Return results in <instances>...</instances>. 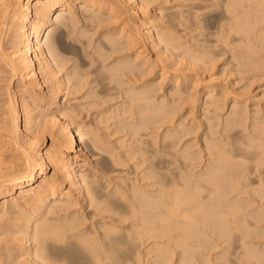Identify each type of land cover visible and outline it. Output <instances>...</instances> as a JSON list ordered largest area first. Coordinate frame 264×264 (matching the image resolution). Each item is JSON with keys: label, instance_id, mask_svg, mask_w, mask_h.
I'll use <instances>...</instances> for the list:
<instances>
[{"label": "bare ground", "instance_id": "6f19581e", "mask_svg": "<svg viewBox=\"0 0 264 264\" xmlns=\"http://www.w3.org/2000/svg\"><path fill=\"white\" fill-rule=\"evenodd\" d=\"M208 29L217 37L212 44ZM66 34L79 43L74 53L86 60L91 80L61 45ZM221 43L232 71L257 76L264 0H0V81L8 79L0 121V264H264V118L244 126L235 89H199L205 70L219 68ZM45 89L55 90V102L63 91L85 89V96L130 100V115L124 112L117 129L129 130L135 146H114L97 131L89 150L148 170L109 189L94 150L67 115L74 110L58 103L56 114H34ZM227 105L217 130L197 124ZM183 110L205 132L198 152L183 146L191 129L174 120Z\"/></svg>", "mask_w": 264, "mask_h": 264}, {"label": "rangeland", "instance_id": "374dc122", "mask_svg": "<svg viewBox=\"0 0 264 264\" xmlns=\"http://www.w3.org/2000/svg\"><path fill=\"white\" fill-rule=\"evenodd\" d=\"M218 9H219V11L222 10L221 7L217 8V10ZM56 15H57V12L55 13L54 18ZM218 18H219V15H218ZM207 24H209V23H207ZM76 26L77 27H76V30L74 33H76L78 31L77 28L79 29L81 27V24L80 25L77 24ZM211 31H213V30L208 29L207 33H206L208 35V36H206V39L208 41L211 40L209 42L210 44H212L213 40H215L217 38V37L215 38V36L210 33ZM45 33H47V32H45ZM45 36H46V34H44L42 36V43H44V40L46 38ZM67 36H68V34L63 36V38H62L63 41H62L61 45L63 46V48L66 51L68 49H72V50H68L69 54H67V55L69 57H72V58L75 57V59H72L71 61L73 64H75V66L77 65L79 67V70L81 71V73H84L85 76L84 75L82 76L83 78L86 77L84 79V81L86 82V79L88 81L89 77L91 80V75H87L88 68L87 67L85 68V66H86L85 61L86 60L82 59V57H80V56H76V54H75L77 51L76 46H78L79 43L76 42V44H75L74 43L75 41H73L70 36H68V37ZM65 38H67V39H65ZM67 40H68V42H67ZM70 40L73 42H71ZM260 42L261 41L258 40V43H260ZM70 43H72L73 45L72 44L70 45ZM219 46H221L222 48L221 47L218 48L219 54H218L217 58L215 59L216 63L219 64V68L215 70V73L213 75H210L211 74L210 70H208V71L205 70V72L201 76L203 81L200 83L199 89L201 91H203L202 88L204 87V85H207L209 83H214L219 88L224 87V89H227V88L235 89L237 95H239V99L241 100L240 104H239L241 107H240V110L238 109V111L242 112L241 115L243 117H245V120L243 122L244 126H247L248 123L253 122L255 117L264 118V66L261 67L260 71L257 72L258 73L257 76H255L256 72L247 71L246 70L247 68L244 70L232 71V66L230 64V59H231L230 51L229 52L226 51V49L223 48L222 43ZM262 47H264V45ZM89 49L91 50V47ZM260 49H261V47H260ZM70 62H69V64H70ZM77 62L80 64H78ZM72 63L70 65H73ZM211 64L212 63L210 62L209 66ZM155 69L158 72L160 70L159 65L156 66ZM71 77H72L71 75L65 76L66 80H68V81L71 80L70 83H73V81L75 82L76 77H73V78H71ZM6 78L4 80L0 81V121L3 118V110H4V107H5L6 102H7V93H6L5 88H6V85L8 84V79H6ZM16 83H17V80H15L13 82L12 86L16 85ZM93 84H92L93 86H96V87H94L95 89L99 88V86H97L96 83H93ZM250 85H252V86L249 87ZM89 86H91V84ZM45 91H46V89L44 90L43 94L46 95L45 96L46 98L44 101L38 102V104H40V105L34 111L35 112L34 114H36V115H37V113L40 114L45 109H46V112L51 111L50 113L56 114L57 108H58L57 107L58 103L60 105L63 103L62 106L66 107L68 109L67 111H69L70 109L74 110V113H75L74 115L72 113H69L66 111L67 115H68V117H72V119L74 120L75 129L78 128L81 130L80 133L82 134V136L84 135V137H82L83 141H85L89 146L88 150L90 147H92L91 146V137H93L92 135L97 131L98 132L100 131L99 133L102 134L101 137L103 135H105V137L103 136L102 138H104L105 141H107V143L110 142L114 146L116 144H118L119 141H124V140H125L126 144H128L126 149H128V148L131 149V146H135L136 142H134V139H131V136L129 135V133H130L129 130H127V129H126L127 131L123 130V129L121 130V128H119V130L117 129V125L119 124V122L123 118H125L126 115H127L126 117H129L128 115H130V112L129 113L126 112L130 100H128V101L124 100L125 98L122 99V97H120L121 99H118L119 96H114V95L108 96V98H107V96H105V98H104V96H102V97L85 96V92H86V89H85L84 91L82 90V91H77V92L74 90V92H69V94H68V91H65V92L63 91L61 93V96L58 98L59 99L58 102H55L56 101L55 100V93H54L55 90L49 91V92H51L50 94H46ZM66 92H67V94H66ZM101 98H103V99L101 101H99V99H101ZM113 98H115V100H113ZM91 99H92V101H91ZM95 103H97L98 105ZM89 104H91V105H89ZM41 105H43V107H41ZM49 105H50V108H49ZM85 107H86V109H85ZM117 107H118V109H116ZM122 108H123V110H122ZM77 110H79V113L76 112ZM107 110H109L108 111L109 113L107 112ZM116 110H117V112H119V114L116 112ZM100 112L101 113L103 112V113L101 114ZM112 112H115L116 115ZM124 112L126 115L124 114ZM229 112H230V108L227 105L225 110L223 111V113H221L219 116H217L219 118H217L216 116L211 117V118H207L205 116L202 124H200L199 119H195V120H196L198 125H203V129L205 130V132H208L210 130L211 125L215 126V129L217 130L219 128L218 124L220 123V119H221V121H224L225 118L228 116ZM103 114H104V116H103ZM199 115H200V118H202V114H199ZM75 116L78 118H76ZM115 118H116V121H115ZM192 118H193L192 116H188V113L183 110V111H180L179 113L176 114V116L174 117V120L177 124L182 123L183 125H186L187 127H189L191 129V134H189L188 136H186L184 138L185 142L183 141L184 142L183 146L186 144H191V145H193L192 150L198 152L199 148L204 147V135H205L204 133L205 132H202L201 130H196L195 127L190 125L191 122H189V120ZM107 119H109V121H107ZM115 122H116V124H115ZM223 124H224V122H223ZM106 125L107 126L109 125V126L107 127ZM33 126L34 127H33L32 131L36 132L37 128L35 127V123L33 124ZM167 129H168V127H163L162 129L159 128V132L162 133V135H164L166 133ZM152 130L153 129H149L148 130L149 134L146 136L148 139L151 140V142H152V138H150L149 136H150V134H152ZM59 133H60V131L57 130V134H59ZM108 133H109V135H108ZM47 134L48 135H46L47 136L46 146H49V144L51 143L52 140H51L50 134L49 133H47ZM156 134H157V132H154L153 136H156ZM60 138L63 139L61 141L64 142L65 139L62 135H60ZM107 143L104 144V146L107 145ZM129 144H130V146H129ZM93 150H94L93 153L95 155V156H93V159L98 160L100 163V167L103 169L102 172H99V174L101 176L103 174H105L104 177L109 183V189H114L117 185H124L122 183L124 181H126L128 183H132L133 180L139 179L142 176V172L145 173V171L148 170V169H146L147 164H143L142 166L138 167L135 164L134 160H131V159H126L124 164H120V165L113 164L110 161L111 159H110V154L108 151H104L103 153H100L98 151L99 149H92L91 148V150H89L90 151L89 153H91V151H93ZM138 161H141V159L138 158ZM198 161L199 160H197V164H196L197 168L195 169V171L197 169H199L200 162H198ZM48 173L51 174L52 169H49ZM251 208H254V206Z\"/></svg>", "mask_w": 264, "mask_h": 264}]
</instances>
